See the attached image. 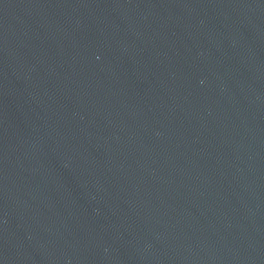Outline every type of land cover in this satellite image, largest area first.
Wrapping results in <instances>:
<instances>
[{"label":"water","instance_id":"1","mask_svg":"<svg viewBox=\"0 0 264 264\" xmlns=\"http://www.w3.org/2000/svg\"><path fill=\"white\" fill-rule=\"evenodd\" d=\"M0 264H264V0H0Z\"/></svg>","mask_w":264,"mask_h":264}]
</instances>
